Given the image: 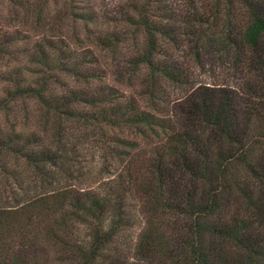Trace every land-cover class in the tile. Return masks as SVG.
<instances>
[{
	"label": "trees",
	"instance_id": "obj_1",
	"mask_svg": "<svg viewBox=\"0 0 264 264\" xmlns=\"http://www.w3.org/2000/svg\"><path fill=\"white\" fill-rule=\"evenodd\" d=\"M0 1V264H264V0Z\"/></svg>",
	"mask_w": 264,
	"mask_h": 264
},
{
	"label": "rangeland",
	"instance_id": "obj_2",
	"mask_svg": "<svg viewBox=\"0 0 264 264\" xmlns=\"http://www.w3.org/2000/svg\"><path fill=\"white\" fill-rule=\"evenodd\" d=\"M1 2V1H0ZM1 7V5H0ZM198 74L199 81L214 82L218 78L213 75L211 67L206 70L194 68ZM220 74L218 70L216 74ZM222 79V77H219ZM106 82L111 81L108 76L104 78ZM79 151L75 154V162L73 163L72 175L67 178L69 184L74 185L78 189L90 190L102 186L104 182L113 178L117 170L116 165L109 168H103L96 147L92 146L90 141L85 144H79ZM107 166V165H106ZM109 166V165H108ZM139 231L138 225L125 232L118 240V245L123 250L129 264H137L134 259L133 244Z\"/></svg>",
	"mask_w": 264,
	"mask_h": 264
}]
</instances>
